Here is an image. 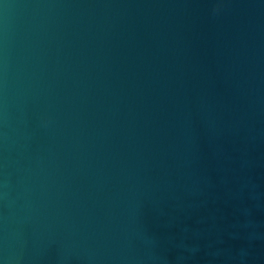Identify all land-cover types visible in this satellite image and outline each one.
Wrapping results in <instances>:
<instances>
[{
    "label": "water",
    "instance_id": "obj_1",
    "mask_svg": "<svg viewBox=\"0 0 264 264\" xmlns=\"http://www.w3.org/2000/svg\"><path fill=\"white\" fill-rule=\"evenodd\" d=\"M0 264H264V0H0Z\"/></svg>",
    "mask_w": 264,
    "mask_h": 264
}]
</instances>
